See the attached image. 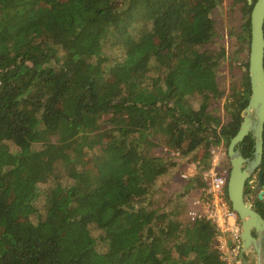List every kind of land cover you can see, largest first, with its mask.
<instances>
[{
    "label": "trees",
    "instance_id": "1",
    "mask_svg": "<svg viewBox=\"0 0 264 264\" xmlns=\"http://www.w3.org/2000/svg\"><path fill=\"white\" fill-rule=\"evenodd\" d=\"M225 2L0 0V264H226L185 199L251 94L252 4L229 0L228 52ZM177 152L197 174L168 192Z\"/></svg>",
    "mask_w": 264,
    "mask_h": 264
},
{
    "label": "water",
    "instance_id": "2",
    "mask_svg": "<svg viewBox=\"0 0 264 264\" xmlns=\"http://www.w3.org/2000/svg\"><path fill=\"white\" fill-rule=\"evenodd\" d=\"M248 1L252 4L249 51L251 94L242 111L240 128L227 147L230 161L227 193L231 207L241 220V257L245 258V252L255 249L256 264H264V217L252 203V195L246 192L247 181L257 171V187H262L258 196L264 198L263 170L260 167L264 157V0ZM250 133L255 140L254 152L252 157H245L239 145ZM244 261L249 264L248 260Z\"/></svg>",
    "mask_w": 264,
    "mask_h": 264
},
{
    "label": "built area",
    "instance_id": "3",
    "mask_svg": "<svg viewBox=\"0 0 264 264\" xmlns=\"http://www.w3.org/2000/svg\"><path fill=\"white\" fill-rule=\"evenodd\" d=\"M218 148L212 149V164L209 169L202 172V178L207 185L191 199L188 214L192 220L206 217L217 225L220 230L219 248L226 264H245L241 257V220L227 199L229 169L221 165ZM194 166L196 168V164ZM193 175L189 172H181L183 178H190Z\"/></svg>",
    "mask_w": 264,
    "mask_h": 264
},
{
    "label": "rangeland",
    "instance_id": "4",
    "mask_svg": "<svg viewBox=\"0 0 264 264\" xmlns=\"http://www.w3.org/2000/svg\"><path fill=\"white\" fill-rule=\"evenodd\" d=\"M229 0H226L225 4L223 6H220L219 8H216L213 16L215 17V19L218 21V23H222L225 26V37L222 39V42L225 43V45L228 48V52H231L233 49H236L237 46L235 45V40H233L232 42H230V37L228 35V32L230 30V17H232L233 22L236 23V21L241 17V9L239 7H234L233 10L231 11L230 8L227 6ZM43 9H47L48 7L45 5L42 7ZM234 44V45H233ZM228 62H225V67H224V71H222L220 73V77L222 79H225L226 84H227V88L230 82V76H231V71H230V67L227 66ZM136 68L131 69V70H124L121 71L117 74V76L121 77V78H126L128 76H130ZM219 147L217 150H220V157H221V165L226 167L227 169L230 168V161H229V157L226 156V151H227V147L225 146V144H221L219 146H216V148ZM177 154V153H176ZM41 155V152H38L37 156L39 157ZM178 156V158H176V160L178 161V165L174 168L171 169V174L166 176L164 180H167L168 178L171 177V179L167 182V184L165 185L164 188H166L168 190V192H175V191H179L180 190V185L184 182V179H188V178H183L181 176V172H189L192 173L194 175L197 174L196 168H195V162H191L190 157L189 156H185L182 157L181 155H176ZM192 177V176H191ZM258 184V172L255 171V173L251 176V178L248 181V193H250L252 195V199H254L256 197V195L260 192V190L262 188L257 187ZM16 189L12 190L13 194L16 193ZM198 194H188L186 195V200H190V198H193V196H197ZM249 252L254 253L253 249L249 250L248 252H245V258H243V260H249L250 256H249ZM245 262V261H244ZM249 264H256V252L254 253L253 256V261L249 262Z\"/></svg>",
    "mask_w": 264,
    "mask_h": 264
},
{
    "label": "flooded vegetation",
    "instance_id": "5",
    "mask_svg": "<svg viewBox=\"0 0 264 264\" xmlns=\"http://www.w3.org/2000/svg\"><path fill=\"white\" fill-rule=\"evenodd\" d=\"M249 181V180H248ZM247 181V182H248ZM248 191V187H247V189H246V192ZM255 201H256V197L252 200V203L255 205ZM253 234L256 236V233H255V231H253ZM263 247H264V238H263ZM253 251H254V253H255V249H253ZM254 253H252V252H249L248 254H249V256H250V258H249V262H252L253 261V256H254Z\"/></svg>",
    "mask_w": 264,
    "mask_h": 264
}]
</instances>
